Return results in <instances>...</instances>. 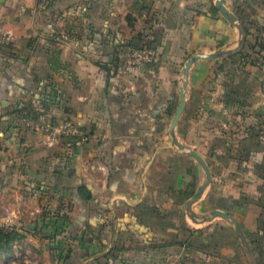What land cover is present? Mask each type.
<instances>
[{
    "label": "crops",
    "instance_id": "0c3cea01",
    "mask_svg": "<svg viewBox=\"0 0 264 264\" xmlns=\"http://www.w3.org/2000/svg\"><path fill=\"white\" fill-rule=\"evenodd\" d=\"M216 1L0 0V35L13 34L0 46V227L47 201L31 227L49 236L32 228L22 240L41 245L43 264H244L233 222L209 220L214 210L237 219L264 264L254 244L264 213V0H225L246 33L239 51L241 31ZM144 44L158 54L151 64L124 50ZM217 51L229 54L190 68L181 150L170 128L186 64ZM30 109L75 121L87 140L46 146L23 116ZM189 149L212 176L191 207L207 176Z\"/></svg>",
    "mask_w": 264,
    "mask_h": 264
},
{
    "label": "water",
    "instance_id": "95a60500",
    "mask_svg": "<svg viewBox=\"0 0 264 264\" xmlns=\"http://www.w3.org/2000/svg\"><path fill=\"white\" fill-rule=\"evenodd\" d=\"M216 7L219 9V11L229 20L231 21L235 26H237L239 28V30L241 31V41L239 44V47L237 48V51L241 50L245 44V40H246V33L244 30V27L236 20L235 16L233 13H231L228 8L225 5V0H217L216 1ZM228 52H224V51H217L215 53L212 54H196L193 55L187 62L186 67H185V82L183 84V86L181 87L180 90V100H179V104L175 113V116L173 118V122L170 128V137L172 139L173 144L177 145L181 150H186V147L181 144L176 138H175V128L179 123V120L186 108V104H187V100H186V86H187V78L189 76V71L190 68L192 66L193 63H195L197 60L203 59V60H211V59H215V58H219L223 55H228ZM189 154V156L195 158L197 160V162H199V164H201V166L204 168L205 172H206V176H207V180L206 182L198 189L197 193L192 197V200L189 202V207L192 206L193 203L199 201V199L201 198L205 188L211 183L212 181V176H211V172L209 169V166L207 165V163L205 162V160L203 159V157L198 154L195 150L193 149H189V151L187 152ZM216 217H222L225 219H229L233 222L234 226H235V230L236 233L238 235V237L240 238V240L242 241L247 254L250 258V262L251 264H258L257 263V259H256V255L255 252L253 250V247L251 245V243L248 241L245 233L243 232L242 227L240 226L239 222L237 221V219L220 210H214L210 213V215L208 216L209 220H212Z\"/></svg>",
    "mask_w": 264,
    "mask_h": 264
},
{
    "label": "built area",
    "instance_id": "2783aa9c",
    "mask_svg": "<svg viewBox=\"0 0 264 264\" xmlns=\"http://www.w3.org/2000/svg\"><path fill=\"white\" fill-rule=\"evenodd\" d=\"M66 39V36L64 37ZM13 41V34L5 31L0 35V46L9 45ZM124 50L135 63L151 64L157 58V52L154 48L144 44L140 48L132 45L124 46ZM37 117L31 115L26 119L27 125L36 132H39L44 138V144L48 147L56 146L61 140L67 139L74 144L76 142H85L88 134L85 129L73 120H65L56 123L43 112H38ZM79 143V144H80ZM169 264H183L180 259L170 261Z\"/></svg>",
    "mask_w": 264,
    "mask_h": 264
},
{
    "label": "rangeland",
    "instance_id": "374dc122",
    "mask_svg": "<svg viewBox=\"0 0 264 264\" xmlns=\"http://www.w3.org/2000/svg\"><path fill=\"white\" fill-rule=\"evenodd\" d=\"M44 202L45 203L35 202V207L40 208V213H35L34 215H31V217L28 220L26 218H23L20 220L21 224H19L18 226L15 225L16 229L19 230L20 232H22L26 237H27V235H26L25 231L30 230L32 228L36 232L35 234H34V232H30L33 235H37L38 237H41V238L49 236L47 229L44 231L43 228L39 229L40 226H38V227L32 226L31 227L33 222H38L39 218H41L43 216L46 217L45 215H48L49 211L46 210L48 208L45 207L46 206L45 204H47L48 202L47 201H44ZM4 226H6V225H4ZM26 237L24 239L17 241V243L18 242L19 243L17 245V250H15L16 252L13 250L10 253L1 254V256H0V263L1 264H33L37 260H38L37 264H43L44 263L43 261H41V258H42L41 255L43 252L39 250L36 253L33 250V248L38 250L39 247L42 249L41 245H39V247H37V246L32 244L33 241L32 242L28 241V244H26L25 242L23 243V241H25ZM175 259H180L183 264H186V262L183 260L182 257H174L171 259V261H173ZM241 263H243V262H241ZM167 264H169V263H167ZM244 264H251L250 258L248 256L247 252H245Z\"/></svg>",
    "mask_w": 264,
    "mask_h": 264
},
{
    "label": "trees",
    "instance_id": "16d2710c",
    "mask_svg": "<svg viewBox=\"0 0 264 264\" xmlns=\"http://www.w3.org/2000/svg\"><path fill=\"white\" fill-rule=\"evenodd\" d=\"M215 9L217 10L216 7ZM31 115H33V117H37L39 114L34 109L25 110V113H23V116L26 119ZM75 142L76 140L74 141V146L76 144ZM82 191H84V188L82 189ZM85 191H86L85 195L83 193L85 198H91L92 193L90 192V190L85 189ZM25 237L26 236L22 232H20L13 226L6 225L0 227V255L4 253L12 252L14 249V244L17 241L24 239ZM254 244H255V250L257 249L259 252L262 253L263 252V250L261 249L263 247L262 244L264 245V213L259 222V227L257 231V240L254 242Z\"/></svg>",
    "mask_w": 264,
    "mask_h": 264
}]
</instances>
